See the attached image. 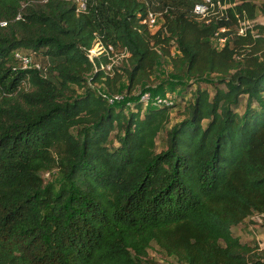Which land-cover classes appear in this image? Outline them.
I'll use <instances>...</instances> for the list:
<instances>
[{"label":"trees","instance_id":"trees-1","mask_svg":"<svg viewBox=\"0 0 264 264\" xmlns=\"http://www.w3.org/2000/svg\"><path fill=\"white\" fill-rule=\"evenodd\" d=\"M210 1L198 18L203 0H86L79 13L71 0H0V264H148L152 244L176 264H264L230 230L264 219V0ZM242 17L252 25L237 34ZM95 37L128 53L110 75L86 57ZM162 58L212 90L193 89L156 151L174 97L131 92ZM123 78L127 99L109 103Z\"/></svg>","mask_w":264,"mask_h":264},{"label":"rangeland","instance_id":"rangeland-1","mask_svg":"<svg viewBox=\"0 0 264 264\" xmlns=\"http://www.w3.org/2000/svg\"><path fill=\"white\" fill-rule=\"evenodd\" d=\"M257 2V0H253ZM158 18H156L157 20ZM253 22L258 23L259 25L264 27V16L257 15ZM217 46L218 40H214ZM171 55H176V49L174 47L170 48ZM216 79L215 75L206 76L204 79ZM126 80L123 78L119 84L122 92L118 95L121 97L118 101L127 99V95L123 92L126 88ZM163 85L165 93L164 96L159 95L167 99V93L172 95L174 98V104L171 109H169V122L165 125L164 129L158 133L155 139V150L158 151L164 147V138L165 131L172 125L173 123L179 121L182 117V108L185 106L187 101L190 98V93L196 86L201 88H206L208 91H211V85L206 80H193V79H179L176 78L171 71V67L169 65V61L167 58L160 59L154 69L152 74L143 81V83L139 86H136L131 95H135L138 92L142 91L148 93L149 99L146 100V103H153L154 96H152L151 92L153 88H156L160 85ZM184 86V87H183ZM97 90L101 91L97 86H95ZM79 91V90H78ZM156 92V91H155ZM113 102V101H112ZM111 102V103H112ZM115 102V101H114ZM145 108V107H144ZM143 108V110H144ZM242 106L238 108V112H241ZM125 113L128 112V109L125 107L123 110ZM112 134V133H111ZM110 134V135H111ZM115 145V142H114ZM56 171H52L44 175V180L48 183L56 182ZM231 233L233 236H236L241 243L247 244L251 248L262 249L264 248V219L260 214H252L248 217L244 218L240 223L231 227ZM148 252L149 263L148 264H176L175 261L171 258L164 257L157 250V247L153 244L150 246Z\"/></svg>","mask_w":264,"mask_h":264},{"label":"built area","instance_id":"built-area-1","mask_svg":"<svg viewBox=\"0 0 264 264\" xmlns=\"http://www.w3.org/2000/svg\"><path fill=\"white\" fill-rule=\"evenodd\" d=\"M75 4V11L77 13L84 11L86 7V0H71ZM217 3L218 9H223L224 6H221ZM214 8V3L210 0H203L201 4H195L193 6L192 12L198 18H203L207 15L208 10ZM159 15L157 13H153L151 11H147L144 18L141 20V23L144 24L149 30H153L157 23ZM3 24V23H1ZM252 25V21L242 17L241 19L238 18V28L237 34H242L246 28H250ZM223 28H220L219 31H223ZM215 40H218V44L221 45L223 43L224 38L217 37ZM86 57L88 61L92 64L93 69H99L103 71L105 74H111L113 68L116 67L122 59H126L128 53L125 48H122L118 45H112L110 43H104L99 37H95L90 47H88L85 51ZM14 58H16L20 64V68H29L34 67L36 69L44 71V67L38 61H32L30 55L21 54L17 51L13 52ZM104 59V60H101ZM98 61V63L95 62ZM109 103L112 101H118L121 97L117 94L109 96L107 94H103ZM148 93L142 92L139 95V101H142L143 104H147L145 101L148 100ZM153 104H160V105H170L171 101L160 97L159 95H155L153 98Z\"/></svg>","mask_w":264,"mask_h":264}]
</instances>
